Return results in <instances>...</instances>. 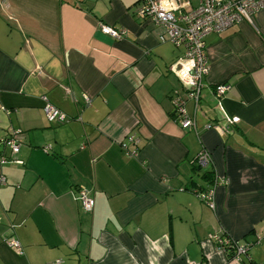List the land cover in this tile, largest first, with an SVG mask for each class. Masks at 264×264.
I'll use <instances>...</instances> for the list:
<instances>
[{
  "label": "crops",
  "instance_id": "obj_1",
  "mask_svg": "<svg viewBox=\"0 0 264 264\" xmlns=\"http://www.w3.org/2000/svg\"><path fill=\"white\" fill-rule=\"evenodd\" d=\"M138 2L0 0V140L19 131L23 162L0 166V264H240L208 237H264V9L205 38V87L185 107L195 129L182 130L169 67L183 50L136 17ZM220 84L230 89L217 99ZM45 103L68 121L47 122ZM203 149L211 164L195 168ZM211 188L214 211L194 193ZM249 256L264 264V241Z\"/></svg>",
  "mask_w": 264,
  "mask_h": 264
},
{
  "label": "built area",
  "instance_id": "obj_2",
  "mask_svg": "<svg viewBox=\"0 0 264 264\" xmlns=\"http://www.w3.org/2000/svg\"><path fill=\"white\" fill-rule=\"evenodd\" d=\"M261 9H264V0H198L196 8H190L187 2L180 0H139L136 17L149 21L158 30V40L161 43L167 42L183 50L182 57L169 67V71L179 81L185 93L184 99L178 93H174L171 97L173 115L182 130L195 129L194 119L188 116L185 107L188 101L197 106L200 92L205 87L203 85V79L207 74L205 38L211 34L221 33L241 22L253 26L254 15ZM97 30L100 34L118 41L126 36L125 30L115 29L102 22L97 23ZM229 89L227 84H220L210 88V92L215 98L220 99ZM85 103L88 104L89 101L86 99ZM43 111L49 123L63 124L68 121L65 114L49 103H45ZM210 128L209 124L204 127L205 130ZM18 135L19 131H11L6 138L0 140V166L8 163L23 165L22 161L13 159L20 149ZM128 142L134 144V138L128 137ZM121 148L130 157L136 154L135 151H128L125 144H121ZM48 150V147L43 148L44 152ZM6 152L9 153V157L6 156ZM210 164V152L201 150L194 160V166L203 169ZM219 181L225 186L228 185V180L224 176H220ZM216 183L215 179L214 185ZM5 184V178L0 175V187ZM194 193L202 203L212 211L215 210L212 188L206 191L195 190ZM74 199L80 203L84 211L92 212L94 200L86 190L79 188ZM9 229H13V226ZM208 240L226 258L230 254V249L232 252L230 260L240 264H255L249 256V250L264 241V237L257 236L252 242H239L221 232L210 235ZM3 242L15 250L20 249L18 241L12 236H4Z\"/></svg>",
  "mask_w": 264,
  "mask_h": 264
},
{
  "label": "trees",
  "instance_id": "obj_3",
  "mask_svg": "<svg viewBox=\"0 0 264 264\" xmlns=\"http://www.w3.org/2000/svg\"><path fill=\"white\" fill-rule=\"evenodd\" d=\"M195 167V166H194ZM196 168V167H195ZM197 191H199V190H197ZM229 253L230 254H228V256H227V260L228 261H230V259H231V255H232V252H231V250L229 249Z\"/></svg>",
  "mask_w": 264,
  "mask_h": 264
}]
</instances>
